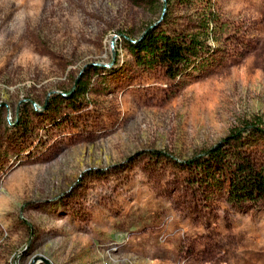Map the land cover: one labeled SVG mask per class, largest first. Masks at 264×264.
I'll list each match as a JSON object with an SVG mask.
<instances>
[{"label": "rangeland", "instance_id": "obj_1", "mask_svg": "<svg viewBox=\"0 0 264 264\" xmlns=\"http://www.w3.org/2000/svg\"><path fill=\"white\" fill-rule=\"evenodd\" d=\"M206 1L0 0V264H264V204L179 166L264 125V0H214L204 71L170 80L128 51L165 15L198 33Z\"/></svg>", "mask_w": 264, "mask_h": 264}, {"label": "trees", "instance_id": "obj_2", "mask_svg": "<svg viewBox=\"0 0 264 264\" xmlns=\"http://www.w3.org/2000/svg\"><path fill=\"white\" fill-rule=\"evenodd\" d=\"M204 4L198 25L200 30L196 34L170 28L165 15L159 25L148 27L136 40L128 39V51L137 65L160 67L170 80L183 78L189 70H206L214 61L207 59L205 50L208 47L201 39L202 35L207 33L211 36L217 28L225 31L226 25L219 19L214 0H207ZM87 93L88 84L81 81L71 91L57 94L45 105V110L55 113L62 103L73 104ZM24 124L25 119L18 117L15 126L23 128ZM261 143L264 144L261 120L245 123L215 146L181 162L179 166L187 170L193 182L205 187L209 194L225 192L228 203L233 207L243 210L256 208L264 204V160H259L253 153ZM154 155L160 157L158 153Z\"/></svg>", "mask_w": 264, "mask_h": 264}]
</instances>
